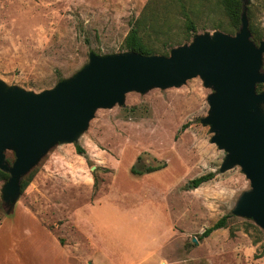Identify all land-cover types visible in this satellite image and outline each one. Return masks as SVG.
<instances>
[{"label":"rangeland","instance_id":"obj_1","mask_svg":"<svg viewBox=\"0 0 264 264\" xmlns=\"http://www.w3.org/2000/svg\"><path fill=\"white\" fill-rule=\"evenodd\" d=\"M221 1L0 0V79L34 92L53 88L82 69L91 52L127 51L138 19L155 54L169 56L196 34L230 33ZM249 1L251 20L264 33V0ZM213 91L200 76L129 91L122 104L98 108L77 141L56 143L42 156L14 208L6 206L0 180V226L9 219L0 229V264H69L49 231L18 213L24 209L65 245L70 234L82 242L78 234L86 229L102 251L93 253L97 262L81 264H264V229L232 213L251 182L241 166L220 171L226 151L201 122ZM6 157L13 163L14 150ZM157 165L163 167L132 172ZM211 171L214 179L187 189ZM224 215L225 227L201 236Z\"/></svg>","mask_w":264,"mask_h":264},{"label":"water","instance_id":"obj_2","mask_svg":"<svg viewBox=\"0 0 264 264\" xmlns=\"http://www.w3.org/2000/svg\"><path fill=\"white\" fill-rule=\"evenodd\" d=\"M249 2L244 1L235 34H196L169 56L91 52L76 74L42 92L0 79V169L10 174L3 190L6 206L14 208L22 179L42 156L56 143L77 141L98 108L122 104L132 90L179 86L200 76L214 89L201 122L214 133L212 142L226 151L220 171L241 166L251 182L232 213L252 218L264 229V91L257 90L264 83V39L257 43L252 38ZM7 149L15 152L13 163Z\"/></svg>","mask_w":264,"mask_h":264},{"label":"trees","instance_id":"obj_3","mask_svg":"<svg viewBox=\"0 0 264 264\" xmlns=\"http://www.w3.org/2000/svg\"><path fill=\"white\" fill-rule=\"evenodd\" d=\"M221 2H222L223 6L226 10V13L229 16V19H230L229 31H230V33L235 34L240 29V26H241V14H242L243 7H244V0H222ZM248 17L250 20V29L252 31V38L257 43H259L261 40L264 39V33L255 27L253 21L251 20L252 15H251V9L249 7H248ZM138 20H137L136 24H133L129 33L126 36V39H125L126 50H133V51L141 52L144 54H155L156 53L155 49L153 47L149 46L145 42L142 35L140 34V28L138 26V22H139ZM188 28L189 29H195V26L191 23L188 25ZM263 71H264V67H263ZM263 87H264V83H260L257 85V90L262 91ZM76 151L79 155H82V156L86 155V150L81 145L76 146ZM162 167H163L162 165L147 166L146 169L141 170V169H137L136 166H133L132 172L136 173V174H143L146 172L149 173V172L159 170ZM34 174H35V171L33 170L26 177H24L22 179V181H21L22 191H24L30 185L31 181L33 180ZM215 176H216V172L211 171V172L202 174L198 177H195L188 182L187 189L198 188L202 184L209 182L212 179H214ZM9 177H10V174L8 172L0 169V180L7 181L9 179ZM95 184H96V182H95ZM229 217H230V215L222 216L213 225L206 228L204 230V232L201 234V236L207 237V236L211 235L215 230H218L220 228L225 227Z\"/></svg>","mask_w":264,"mask_h":264},{"label":"crops","instance_id":"obj_4","mask_svg":"<svg viewBox=\"0 0 264 264\" xmlns=\"http://www.w3.org/2000/svg\"><path fill=\"white\" fill-rule=\"evenodd\" d=\"M23 216H26L27 218H31L32 220L38 221L39 222V226L44 228L45 230L49 231V234L52 238V241L54 243V245H56V247L58 249H60V251L62 252V256L69 262V264H74L75 262L81 264L83 262H97L96 257L93 256L97 253H101V248L98 247V243H92L91 241H88L87 238V231L86 229H83L84 232H80L78 234H81V237H83V241L80 242L79 240L72 238L74 237L73 234H70L67 238V244H63L61 239L56 236V234L50 230L48 227H46L40 220H38L37 217H35L34 215L30 214L29 211L27 209H24V211H20L18 212ZM9 220V219H8ZM7 220V221H8ZM5 220V222L3 223L2 226H0V229L3 228V226L6 224L7 222ZM59 228V226H57ZM64 227H60V229H63ZM79 230H81V228H79ZM71 232L75 234L74 229H71ZM77 236V235H75Z\"/></svg>","mask_w":264,"mask_h":264}]
</instances>
